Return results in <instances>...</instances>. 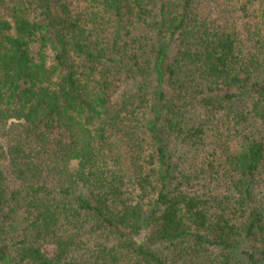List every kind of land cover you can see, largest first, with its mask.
I'll use <instances>...</instances> for the list:
<instances>
[{"label":"trees","instance_id":"16d2710c","mask_svg":"<svg viewBox=\"0 0 264 264\" xmlns=\"http://www.w3.org/2000/svg\"><path fill=\"white\" fill-rule=\"evenodd\" d=\"M0 264H264V0H0Z\"/></svg>","mask_w":264,"mask_h":264}]
</instances>
